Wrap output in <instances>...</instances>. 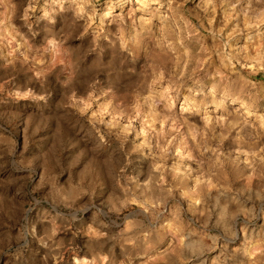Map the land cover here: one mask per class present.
Wrapping results in <instances>:
<instances>
[{
    "label": "rangeland",
    "instance_id": "1",
    "mask_svg": "<svg viewBox=\"0 0 264 264\" xmlns=\"http://www.w3.org/2000/svg\"><path fill=\"white\" fill-rule=\"evenodd\" d=\"M0 264H264V0H0Z\"/></svg>",
    "mask_w": 264,
    "mask_h": 264
}]
</instances>
